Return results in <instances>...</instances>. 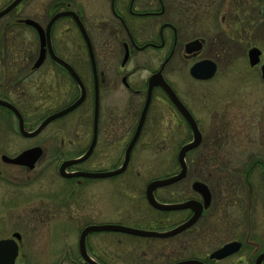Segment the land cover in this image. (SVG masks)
Masks as SVG:
<instances>
[{
  "label": "rangeland",
  "instance_id": "374dc122",
  "mask_svg": "<svg viewBox=\"0 0 264 264\" xmlns=\"http://www.w3.org/2000/svg\"><path fill=\"white\" fill-rule=\"evenodd\" d=\"M262 2L260 0L259 28L250 34L244 33L236 49L230 47L229 53L232 56L227 60H219V73L212 80L199 84L188 75L190 63L174 60L169 64L168 72L172 74H169L167 79L180 99L193 112L205 138L203 145L200 144L201 146L193 153L190 151L186 158L188 177L171 186H174L176 191H183L182 196L193 197L195 192L192 190V184L200 182L207 185L204 183L207 175L205 163L209 169L212 162L214 165L220 162L221 164L218 165L222 168V176L216 183L224 182L222 178L231 175L232 182H240L239 187H236L234 199L231 193H222L221 196V204L229 206L225 208L228 212L227 216L231 213L233 218L230 216L226 219L224 215L220 224L215 225L211 221L208 225V220L205 221L206 217H203L202 224L206 227H203L202 231L190 233L194 234L190 238L197 243L194 244L195 242L188 238V241L186 240L191 245L186 244L188 248L184 250L185 255L197 251L196 255L201 257L231 240L245 243L244 251L237 254L236 258L216 264H235L240 257L254 260L257 254L264 253V82L261 81L260 75V69L264 63ZM4 3L6 1H0V7ZM45 7L46 0H24L23 16L37 17L38 12L42 14ZM208 20L207 25L210 26L208 29H198L195 32L184 30L180 38L203 35L206 38L211 36L212 39L217 33L221 32V35L222 32L226 33L220 28L219 19L212 16ZM0 26H2L1 23ZM12 31L17 42L10 45L19 49L22 40L25 47H28V53L30 52L36 58L39 44L33 30L27 26H20ZM222 41L224 38L220 36L218 42L223 43ZM230 45L233 46L232 43ZM252 46L257 47L262 53L260 63L254 67H250L246 59V51ZM55 53L57 56L63 55L60 50H56ZM142 55L145 59L143 63H140L142 66L134 78L138 76L139 81L136 82V86L144 90L143 82L152 71L158 68L159 63L156 59L150 60L152 59L150 57H156V53L150 49ZM87 68V62H85L78 71L83 76V83L91 89L92 83ZM46 76V80L49 78L51 80L48 84L45 83ZM34 78L36 79L34 88L49 92L54 102L43 111L38 112L36 109L35 115L25 118L26 123L25 127L23 123V129H29L28 133L34 132L49 117V113L68 105L77 95L78 89L71 79L48 60ZM38 99L36 97L35 102ZM59 100H61L60 105L57 106ZM135 100L132 95L127 94L121 98L114 96L112 101L119 105L118 118L125 121L127 126L129 122L135 125L138 118L139 109H136ZM102 105L107 106V101L101 103V107ZM163 106V108L158 106L157 101L153 103L141 131L140 141L134 148L129 165L121 176L85 182L82 185H78L75 181L62 180L56 170L61 161L52 160V155L61 152L59 148L63 142L65 148L62 149L61 159H74L80 156V151L89 144L92 124L90 102L78 112L75 110L79 107L65 115L66 117L63 116L59 120L48 123L35 136V139L29 142L21 139L23 136L20 132L19 138L6 133L7 128L3 124L8 118L5 117L6 112L0 111V149L10 139L15 154H20L32 145L39 146L44 153L36 164L34 172H29L26 168L24 172L10 166L6 167L0 161V240L11 238L14 233L21 235L18 243L20 255L16 264L80 263L78 239L81 231L88 225H112L152 230L149 229V223L157 220L155 219L157 215L153 212L156 210L152 209L146 201L145 188L153 180L174 177L177 174L180 170L177 161L179 149L189 141L187 128L178 127L173 110L167 103ZM83 109H85L86 124L80 127L79 118ZM128 111L131 112L129 116ZM29 114L25 113V116H30ZM11 122H13L11 126L16 124L13 120ZM157 122H161L162 126L160 127ZM121 131L123 132V129ZM118 137L114 139V146L112 144L114 149L112 158L106 160L102 158L103 156L100 158L101 168L117 169L121 166L128 139L121 142ZM214 144L217 145L216 149H212ZM103 151L107 152L104 144L100 142L95 155L99 157ZM254 161H258L259 165L253 167L252 174L247 176L249 183L245 185L242 181L243 174ZM73 167L76 166L69 169ZM217 169L218 167L214 166L212 171ZM225 184L224 187H230ZM217 193L220 194V192ZM157 194L160 198L169 199V195L165 192L159 191ZM177 226L163 231H169ZM184 239L186 236L174 242L163 243L164 239L149 242L148 239H143L146 240L144 242L120 233H98L90 235L86 243L91 255L102 264H134V260L140 255L142 259L147 258L145 260L147 264L149 262L152 264L161 254V250L167 251L168 248L169 251L172 249L175 252L180 251L182 243L185 242ZM156 264L159 262L157 261Z\"/></svg>",
  "mask_w": 264,
  "mask_h": 264
},
{
  "label": "flooded vegetation",
  "instance_id": "af4514ba",
  "mask_svg": "<svg viewBox=\"0 0 264 264\" xmlns=\"http://www.w3.org/2000/svg\"><path fill=\"white\" fill-rule=\"evenodd\" d=\"M0 1H6V3H4L2 7H0V12H2V10L7 8L14 2V0ZM23 1H21L5 16L0 18V23L2 25L0 26V101L9 104L12 108L18 111L25 127V118L28 119L32 115H35V113H37L35 112L36 109L38 110V112H41L47 107L52 106V103L54 102V99H52L49 92L45 91L44 89L36 90L34 88L36 82V79L34 77H36V73L45 64V61L48 60L53 66L61 70L69 79H71L67 70H64L62 67L53 62L47 51L43 63L38 68L35 67V63L38 59L37 57L34 58L35 56H33V58H24V56L21 55H2V50H4V48L5 51L7 49H17L10 44L13 45L14 42H17L15 41L16 36H14L12 30L20 26H27L28 28L33 30L38 39V49L40 48V41L36 30L33 27L26 25L25 20H32L44 31L45 34L48 33L49 43L54 55L67 63L72 69H74L75 73L78 75L82 83L83 76L79 73L78 68L80 70V67L83 66V63L87 62V69L90 73L92 87L91 89H88V87L83 83L86 89L85 99L81 106L75 110V112H78V110L83 108L84 105L87 106L88 102H90L92 107V124L90 126L91 135L89 144L82 151H80L81 155L78 157L83 156L88 151L93 139L95 129V92L97 90L99 110L98 120L96 123L97 138L94 150L85 162L77 165L76 167H73L76 169L68 168L66 170L68 173L82 172L93 174L107 173L116 170L115 168H101V163L99 162L101 161L100 158L102 156V158L105 160L112 158V154L114 151V149L112 148V144L114 146V139L116 138V136H119V141L122 142L128 139L127 145L130 143L135 134L142 110L148 97V79L160 70L164 82L168 86H170L171 90L176 95L178 100L187 109L190 115H192V118L194 119L201 134V145H203V141L205 140V138L204 135H202L203 133L198 121L195 119L191 109L186 105L184 101H182V99H180V96H178L174 87L167 79L168 75L172 74L171 72H168L170 66L169 64H171L174 60H181L182 62L188 64L190 63L191 65L188 69V75H190V69L196 63L209 61L216 65V72L211 79L207 81H198L190 76V78L194 82H197L199 84L207 83L212 80L217 75V73H219V60H227L232 56V54L229 53L230 47H237L239 44V40H241V37L244 33L250 34L259 28L258 19L260 16V0H46L45 9L43 10L42 14L38 12L37 17L23 16ZM61 14H64V16L53 21L48 30V27L51 24L52 20L56 16ZM255 15L256 18L254 19ZM212 16L219 19V26L226 32L225 34L223 32L222 35L221 32L217 33L212 37V39L211 36L209 38H206L203 35L192 36L189 38H185L184 36L180 38V34L184 30L195 32L198 29H208L210 26L207 25V21H209L208 18ZM220 36L224 38V41H222L223 43L218 42ZM226 40H228L230 43H228V41ZM195 43L199 45L198 51H193V49L190 47ZM231 43L233 46L230 45ZM148 49L156 53V57H150L152 59H149H156L159 65L156 70L152 71L150 75H148L146 80L143 82L144 90H141L136 86V82L139 81L137 79L138 76L136 77V79L134 78V76L142 66L140 63H143V60L145 59V57H143L142 55L143 52ZM253 49H257L261 53V51L255 46L248 48V50L246 51V59L249 64V54ZM56 50H60L63 55L57 56L55 53ZM37 51L39 53V50ZM8 52L10 53V51ZM209 54L212 55L209 56ZM261 57L262 53L260 55V60ZM93 65L95 69L93 68ZM179 69L180 68H178V70ZM46 79L47 76L45 77V83L47 82L48 84L51 80L50 78L49 80ZM72 82L77 87L73 80ZM78 89L77 95H75L71 99L68 105L61 109H58L57 111L49 113L48 116L60 112L75 103L80 97V90ZM127 94L132 95V98L136 99V109H139L138 118L135 125L129 122V126H127L125 121L119 120L120 118H118V113L120 112V107H118L119 105L114 103L115 101L112 103L114 96H118V98H121ZM36 97L39 98L37 102H35ZM60 101L61 100L58 101L59 104L57 106L60 105ZM104 101H107V106L104 107L102 105L101 107V103H103ZM156 101L158 102V106L162 108L164 107L163 105H165V103L169 105V108H171L175 114L174 116L176 118V125L180 128H187L189 132L188 143H190L192 141L191 129L189 128L181 113L172 104V102L168 98V95H166L164 91L159 87L154 88L151 92L150 104L146 113L142 130L146 122L147 114L149 113V110L151 109L153 103ZM108 102H110V105H108ZM0 111L6 112L5 117L8 118L7 121L5 120L6 123L3 124L7 128L6 133L10 135L13 134V136H16L18 138L21 137L19 134V121L15 114L10 109L3 106H0ZM81 112L82 113L79 118L80 127L86 124L85 109H83V111ZM101 112L104 114H102ZM25 113H30V116H25ZM127 113L129 116L131 112L128 111ZM11 120H13L16 124H12L11 126V123H13L11 122ZM157 124L160 127L162 126L161 122H157ZM121 129H123V132L121 131ZM24 131L27 133L30 132V130L26 128H24ZM141 133L137 140V143L140 141ZM21 139H24L26 141L28 140L29 142L31 140H34L35 137L29 139L22 137ZM10 142L11 141L9 139L7 143L0 149L1 162L2 157L12 159L19 155L13 153V145ZM100 142L101 144H104L107 152L104 153V150L98 157V155L95 154H97L96 149ZM36 147L39 146H28L22 152ZM64 148V144L63 142H61L59 148L60 151L62 152V149ZM195 150H193L192 153ZM61 152L59 154L54 153L52 155V160L61 161L58 164V168L56 170L57 175L62 180L71 182L75 181L78 185H82L85 184V182L108 180L121 176L118 175L115 177L104 179H88L83 177L65 179L61 177L59 168L62 162L68 159L62 160ZM189 153H187L186 158ZM43 155L44 153L42 154L41 158L43 157ZM2 164L6 167L10 166L16 169H20L24 172L26 171L25 168H21L19 166H11L3 162ZM35 170L36 166L33 170H31V172H34ZM188 172L189 169H187V174L186 176H184L185 178L188 177ZM207 188L209 190L208 186ZM158 190H156L155 193ZM195 194L196 193H194L195 197L193 196V198H189L187 200H181L180 202L176 203L162 204H181L191 200L201 203V197ZM211 205L212 198L210 205L207 208L203 209L198 222L201 220L205 213L209 212ZM158 212L162 214H178L183 216L181 224L187 222L192 216V211L190 210ZM211 215H213V213H211ZM162 221L163 220H161L160 222ZM197 224L172 238L174 242L175 240L178 241L180 238L186 236V239H184L185 242H183L181 245L182 249L180 251L177 250V253L175 252V250H173L171 254H167L165 253L166 251L161 250V254L157 256L159 264H177L188 260H199V262H201L202 264H216L218 262L236 258L237 254L225 258L221 261L209 260V256L213 251L208 253L204 257H201V255L193 257L191 255L182 254L181 251L183 250L182 252H184V250L188 248L186 244L191 245V243L186 242V240L188 238V240L193 241V239L190 237H193L194 234H190V230L197 226ZM169 240L171 239H164V242ZM232 242H238L240 244V250L238 254H240L241 251H244L243 246L245 243L243 244L241 241L231 240L225 244H229ZM86 250L89 257L96 261V263L102 264L99 263V261L94 258L93 255H91V252L88 251L87 243ZM169 256H173L174 258L170 259L171 257ZM258 256L259 254L256 255L254 260L250 258L244 259L240 257L235 264H255ZM146 259L147 258H144V260ZM78 264L86 263H84L81 258V262Z\"/></svg>",
  "mask_w": 264,
  "mask_h": 264
},
{
  "label": "water",
  "instance_id": "95a60500",
  "mask_svg": "<svg viewBox=\"0 0 264 264\" xmlns=\"http://www.w3.org/2000/svg\"><path fill=\"white\" fill-rule=\"evenodd\" d=\"M22 0H14V2L8 6L7 8H5L4 10H2V12H0V18L5 16L7 13H9L12 9H14ZM262 15L264 17V0H263V8H262ZM64 14L58 15L56 16L51 24L48 27V30L50 28V26L52 25L53 21L57 20L60 17H63ZM26 25L33 27L39 37V41H40V53L38 56V59L35 63V67L38 68L39 66H41V64L43 63L44 59H45V54L46 51L49 53L51 59L53 60V62H55L57 65H59L60 67H62L64 70H67L69 76L71 77V79L74 81V83L77 85V87L79 88L78 90H80V97L79 99L73 103L72 105H70L69 107H67L66 109L57 112L51 116H49L48 118H46L39 126L38 128L31 133H27L24 131L23 129V121L22 118L20 116V114L18 113L17 110H15L14 108H12L9 104L4 103L2 101H0V106L6 107L8 109H10L15 116L18 119V123H19V132L20 134L24 137V138H33L35 136H37L47 125L48 123L50 124L51 122L62 118L63 116L69 114L70 112L74 111L76 108H78L84 101L85 99V87L82 83V81L80 80V78L78 77V75L75 73L74 69H72L67 63H65L64 61H62L61 59H59L58 57H56L53 53V50L50 46L49 43V39H48V33L45 34L44 31L36 24L34 23L32 20H27L25 22ZM193 51H198V44H193L190 46ZM260 55L261 53L257 50V49H253L250 54H249V61H250V67H254L256 65H258L260 63ZM93 62V61H92ZM94 68V65H93ZM95 69V68H94ZM260 73H261V81L264 82V64L261 66L260 69ZM216 72V65L209 62V61H202L199 63H196L191 69H190V76L195 79V80H200V81H207L209 79H211L214 74ZM148 89H147V100L145 103V106L142 110L141 116H140V120L138 123V126L136 128L135 134L132 138V140L130 141V143L128 144L126 150H125V154H124V160L122 162V165L120 168L111 171V172H107V173H68L66 170L69 167L72 166H76L79 165L83 162H85L90 155L92 154L95 144H96V138H97V134H96V123L98 120V95H97V90H96V99H95V111H94V122H95V129H94V135H93V139L92 142L90 144V147L88 149V151L81 157L76 158V159H71V160H65L62 162L60 168H59V172L61 177L65 178V179H71V178H77V177H83V178H88V179H104V178H111V177H115L118 175H121L122 172H125V170L128 167V164L130 162V157H131V153L133 148L135 147L137 140L140 136L144 121H145V117H146V113L150 104V99H151V92L154 88H161L164 93L166 95H168V98L170 99V101L172 102V104L177 108V110L181 113V115L184 117L185 121L187 122L189 128L191 129L192 132V141L186 145H183V147L180 149L178 156H177V161L180 167V171L178 174L165 178V179H160V180H153L152 182H150L148 184V186L145 188V198L146 201L148 203V205L153 208L154 210L157 211H161V212H172V211H179V210H190L192 211V216L190 217V219L175 227L172 230L169 231H165V232H157V231H148V230H140V229H130V228H125V227H121V226H112V225H104V226H87L85 227L82 232L79 235V239H78V250H79V254L82 258V260L84 261V263L86 264H98L96 263V261H94L91 257H89V255L87 254V250H86V239L90 234H94V233H120V234H124V235H128V236H132V237H137V238H142V239H168V238H172L174 236H177L180 233H183L184 231L190 229L191 227H193L195 224H197L203 209L207 208L210 205L211 202V195L210 192L207 188V186H204L203 183L200 182H195L192 184V190L199 194L201 197V203L197 202V201H188L185 203H181V204H162L159 203L154 196V193L156 190L158 189H162L164 187H169L171 185H174L175 183L180 182L181 180H183L186 176V172H187V166H186V162H185V158L188 152L193 151L195 149H197L200 144H201V134L199 132V129L194 121V119L192 118V115H190V113L187 111V109L182 105V103L178 100V98L176 97V95L173 93V91L171 90L170 86H168L164 80L162 79L161 76V70L158 71L156 74L152 75L149 79H148ZM43 154V151L39 148H33L27 151H24L23 153H21L18 157L14 158V159H8L7 157H2V162L7 164V165H11V166H19V167H23L28 169L29 171L33 170L36 166V164H38V161L41 159V156ZM13 237L8 238V239H1L0 240V264H15L16 260L19 256V246H18V242H20L21 240V236L18 233H14L12 235ZM240 244L238 242H232L229 244L224 245L221 248H218L216 251H214L210 256H209V260H215V261H220L223 260L225 258H228L234 254H237L240 250ZM264 262V253L260 254L256 260L255 264H263ZM177 264H202L201 262L196 261V260H188L185 262H180Z\"/></svg>",
  "mask_w": 264,
  "mask_h": 264
},
{
  "label": "trees",
  "instance_id": "16d2710c",
  "mask_svg": "<svg viewBox=\"0 0 264 264\" xmlns=\"http://www.w3.org/2000/svg\"><path fill=\"white\" fill-rule=\"evenodd\" d=\"M8 51H10V53ZM2 52H3L2 55H5V56H8V55L9 56H15V55L19 56V55H21V56H24V58L25 57L33 58L32 54L30 52L28 53V47H25L24 41H22V40H21V48H19V49H12V50L7 49L6 51H5V48H4V50H2ZM0 55H1V53H0ZM216 147H217V145L214 144V147L212 149H216ZM218 164H221V163L218 162L217 164L214 165V163L212 162L211 167L209 169H207L208 168L207 167V163H205V168H206L205 171L207 172V175L205 177L204 183L207 184L206 186L209 187V190H210L211 195H212V205H211V208H210L209 212H207L203 216V217H206L205 218V221L208 220V225L211 224V221L213 223H215V225L220 224V221L223 219V216L224 215H226V216H224V218L226 217V219L229 218L230 216L232 217V214L231 213H229L230 216H227L228 215V212L225 211V208L227 209L229 206L227 204L226 205L225 204L224 205L221 204V196H222V193H225V194L226 193H231L232 196H233V199H234L235 198L234 195L236 193V187L237 186L239 187V185H240V182H237V181L232 182L233 181L232 175L230 177H227V178H222L224 180V182L216 183L217 180H218V178L220 176H222V168L221 167L219 168V165ZM257 165H259V162L258 161L255 162L254 161L251 164V166H249L247 168L246 172H244L243 177H242L243 178L242 179L243 184L248 185L249 182H248V177L247 176L250 175V174H252L253 167L254 166H257ZM214 166L215 167H218V169L215 170V171H212V169L214 168ZM215 172H217V173H215ZM244 177H245V179H244ZM224 183H226L225 185L228 184V186H230V187H227V186L224 187ZM159 191L160 192H165L166 195H169V199L167 200V199L160 198L158 196V194H157V192H159ZM159 191H157L155 193V197L161 203L177 202L179 200H187L189 198H193V197L186 198L185 196H182L183 191H176L174 186L166 187L165 189H162V190H159ZM217 192H220V194H218ZM235 203L237 204V201H235ZM231 207H233V206H231ZM153 212L157 215V217L155 218L157 220L152 221V223H149V229L151 228L153 231H155V230H157V231L167 230V228H171V227H173L175 225L177 226L178 224H181V222H182L183 216H181V215H178V214H176V215L175 214H167V213H163L162 214V213L157 212V211H153ZM211 213H213V215H211ZM202 218L198 222L197 226H195L193 229L190 230V233H192L194 231H202L204 229L203 227H206V226H204V224H202L204 222V221L202 222ZM161 220H163V221L160 222ZM200 226H202V227H200ZM136 240L146 242V240H143V239H137L136 238ZM155 240H157V239H148L147 241L151 242V241H155ZM169 241L172 242L173 240L171 239ZM165 242H163V243H165ZM156 243H158V242L156 241ZM193 243L196 244L197 242L193 240ZM160 246H162V244ZM160 246H157V247L160 248ZM172 251H173V249L171 251H169V249L167 248V251L166 252H170L171 253ZM182 251H181V253L182 254H185ZM196 252H193L190 255L193 256V257H196V256H198V255H196V254H198ZM151 254L153 255V252ZM169 257H171V256H169ZM171 258H174V257L172 256ZM157 261L158 260H157V257H156V259L152 262V264H156ZM134 262H135L134 264H147V263H145L144 258L143 259L141 258V255L139 257H137V259H135ZM99 263H101V262L99 261Z\"/></svg>",
  "mask_w": 264,
  "mask_h": 264
}]
</instances>
